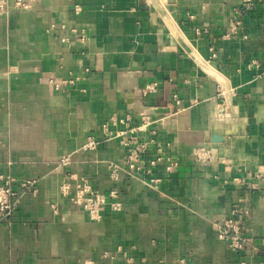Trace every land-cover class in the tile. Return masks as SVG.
Returning <instances> with one entry per match:
<instances>
[{"label":"crops","instance_id":"0c3cea01","mask_svg":"<svg viewBox=\"0 0 264 264\" xmlns=\"http://www.w3.org/2000/svg\"><path fill=\"white\" fill-rule=\"evenodd\" d=\"M23 1L0 16V177L20 196L0 264L263 262L264 0ZM83 186L118 209L92 220Z\"/></svg>","mask_w":264,"mask_h":264},{"label":"built area","instance_id":"2783aa9c","mask_svg":"<svg viewBox=\"0 0 264 264\" xmlns=\"http://www.w3.org/2000/svg\"><path fill=\"white\" fill-rule=\"evenodd\" d=\"M251 4V0H245L244 6L248 8ZM16 7L27 9L28 4H26L23 0H16ZM8 14V0H0V16H4ZM239 15H236L230 24L229 34L234 35L239 32L241 27L239 21ZM246 39V38H245ZM153 87H148L145 89V93H149L150 91L155 90V85ZM123 124L126 121H122ZM151 123L150 119L146 116H142V126L140 129H145ZM105 136L107 139L111 138L113 135L109 134L107 128L104 127ZM150 143L153 142L149 141ZM97 146V143L94 141H89L86 145V149L94 150ZM147 144L136 145L135 141H128L125 143L126 147V160L128 164V168L133 171L140 170L138 167L139 162V153L145 150ZM161 159H158L157 162H160ZM68 164L67 162L64 165ZM155 164V162H152ZM110 169H113V177H116L117 168L110 166ZM172 168L169 166L166 168L167 173H171ZM14 179L11 177L3 178L0 177V224L7 222L14 215L15 211L18 208L20 203V196L13 189ZM151 184H157L160 181L158 179H154L150 181ZM36 182L35 181H25L21 183V188L24 191H29L32 194L36 193ZM81 193L84 194L83 199V207L88 212L90 218L92 220H100L101 213L103 208L109 204L113 210L118 209V193L116 191L110 192L108 195H100L93 192L88 186H83L80 189ZM217 237L218 239L227 243L230 250L233 252H241L248 246V240L242 234L239 226L233 219H225L219 225H217ZM264 264V261L259 263Z\"/></svg>","mask_w":264,"mask_h":264}]
</instances>
